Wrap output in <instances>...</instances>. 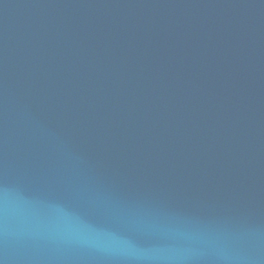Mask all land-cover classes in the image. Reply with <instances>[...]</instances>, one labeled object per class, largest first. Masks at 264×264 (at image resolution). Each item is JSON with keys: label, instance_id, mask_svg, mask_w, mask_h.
I'll use <instances>...</instances> for the list:
<instances>
[{"label": "water", "instance_id": "obj_1", "mask_svg": "<svg viewBox=\"0 0 264 264\" xmlns=\"http://www.w3.org/2000/svg\"><path fill=\"white\" fill-rule=\"evenodd\" d=\"M0 264H259L126 0H0Z\"/></svg>", "mask_w": 264, "mask_h": 264}]
</instances>
